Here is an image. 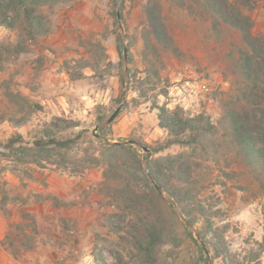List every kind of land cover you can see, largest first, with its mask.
I'll list each match as a JSON object with an SVG mask.
<instances>
[{
    "label": "rangeland",
    "instance_id": "obj_1",
    "mask_svg": "<svg viewBox=\"0 0 264 264\" xmlns=\"http://www.w3.org/2000/svg\"><path fill=\"white\" fill-rule=\"evenodd\" d=\"M232 1L225 0L227 12L248 23L251 37L257 40V54L264 60V0H255L251 9H237ZM146 3L73 0L39 8L48 32L33 41L25 37L20 24L12 29L0 26V264H145L135 244L145 245L138 215L120 199L116 188L122 190L124 183L117 181L114 168L109 178H104L108 169L100 155L104 142L127 144L134 140L156 148L174 139L163 129L166 135L162 140L145 142L140 135L145 132L136 126L130 133L113 135L119 115H127L144 102L156 116L158 107L169 113L179 109L183 117H209L218 129L214 137L217 155L171 144L147 156V160L159 162L164 171L160 181L176 192L184 184L167 169L170 161L166 159L174 160L176 166L181 159L191 165L189 177L196 189L192 205L204 211L189 224L180 206L161 193L164 204L159 206V221L167 241L156 247L155 264H203L201 255L210 259L212 246L222 245L219 256L208 264H264V174L249 168L219 138L220 119L224 109L236 106L232 104L234 90L241 82L230 56L236 46L247 47L237 31L218 20L222 34L216 40L212 19L196 14L194 7L187 10L164 4V21L178 51L162 52L160 62L152 66L148 47L155 43L144 15ZM124 47L127 63L123 61ZM106 51H116L114 62L108 60ZM214 74L226 82L223 89L201 88L197 98L188 97L184 103L181 92L176 94L185 81H209ZM263 74L257 80L262 88ZM208 97L217 100L216 116L205 111L203 101ZM120 104L116 117L105 124ZM145 123L150 127L151 120ZM17 135L21 140L8 147L7 139ZM74 138L68 148L45 143ZM36 141H44L46 146L37 147ZM132 146L145 153L140 146ZM151 168L158 171L154 163ZM125 169L132 190L151 197L150 189L155 187L148 170L130 165ZM45 172L63 177L60 182L65 196L46 195L44 199L60 210L57 223L68 232L46 263L38 259L41 251L33 244L32 235L22 230L26 227L36 234L30 217L21 213L26 224L15 227L14 234L6 231L7 205L21 204L25 181H39ZM75 188L78 198L73 195ZM181 205L191 208L184 202ZM214 232L220 239L214 238Z\"/></svg>",
    "mask_w": 264,
    "mask_h": 264
},
{
    "label": "trees",
    "instance_id": "obj_2",
    "mask_svg": "<svg viewBox=\"0 0 264 264\" xmlns=\"http://www.w3.org/2000/svg\"><path fill=\"white\" fill-rule=\"evenodd\" d=\"M70 1L73 0H0V26L12 29L15 25L20 24L25 37L33 41L48 32V28L38 13V9ZM232 3L237 9H242L244 6L251 9L255 0H233ZM164 4L187 10L190 7H194L197 10L196 14H207L212 19L213 25L211 29L216 32V40L220 38L219 34H222L217 29L218 23L216 22L218 21L228 25L240 34L247 49H240L236 46L235 54L231 53L232 56L230 57L234 60L233 66L236 67L237 73L241 77V82L236 85L234 90L232 104L236 106L224 109L220 119L222 133L219 138L220 141H224L226 147L232 148L237 155H240L249 168L264 174V88L257 83L258 75L264 72V60L260 59L257 54L255 47L257 40L251 37L248 23L244 24L238 18L230 17L225 0H147L144 7V15L148 24L149 35L155 43V45L148 47V51L152 56L149 62H151L152 66L155 61L160 62L162 52L175 54L178 51L172 42V37L164 21ZM245 20L248 21V18H245ZM6 52L9 51L6 49ZM118 54H121L119 48ZM257 98L260 100H257ZM157 110L159 127L165 129L174 139H169L156 148L137 141L138 146L147 148V151L143 154L136 151L130 144H110L108 142L101 144L100 151L102 161L108 169L104 174V178H109L108 173L114 168L117 181L124 183L122 190L116 188V191L119 192L120 199L125 204V207L134 210L140 220L145 245H141L138 242L135 244L142 251L145 264H155L156 247L167 241L161 221H159L161 215L159 206L164 204L161 193L168 194L172 198V204L180 206L182 216L189 224L195 223V220H198L204 214V211L196 210L197 207L192 205L194 198H196V192L194 191L196 189L195 181L189 177L191 165L185 164L181 159L180 164L176 166L173 163L174 160L166 159L170 161L167 169L171 170L176 179L184 184V187L176 192L167 183L160 181L161 177L159 176L164 171L161 170L159 162H151L147 160V156L156 154L171 144H177L181 147H192L193 151L198 150L205 155H217L219 153L215 145L216 140L214 139L218 135V129L216 125L210 122L209 117L204 115H198L194 118L183 117L179 109L171 113L166 111L164 107H158ZM76 138H79V134ZM19 140H21V137L17 135L7 139L6 144L11 147ZM74 141L75 138L66 141L49 139L45 143L47 146L66 148L68 145H73ZM45 143L44 141H36L34 145L45 147ZM94 160L98 161L97 159ZM151 163H154L158 171L151 168ZM127 165L141 170L145 167L159 191L151 188V197L135 193L129 182H127L130 180L128 178L129 172L125 169ZM183 202L187 206L191 205V208L187 210L181 205ZM205 224L207 228L210 227L208 215L205 217ZM199 234L200 238L205 240L203 235ZM213 236L220 239L216 232H214ZM190 237L192 238L191 234ZM192 240L194 239L192 238ZM205 242L209 244L207 241ZM222 246H212L214 255L210 259L201 255L203 264H208L209 260L212 261L217 258L219 249L223 248Z\"/></svg>",
    "mask_w": 264,
    "mask_h": 264
},
{
    "label": "crops",
    "instance_id": "obj_3",
    "mask_svg": "<svg viewBox=\"0 0 264 264\" xmlns=\"http://www.w3.org/2000/svg\"><path fill=\"white\" fill-rule=\"evenodd\" d=\"M106 54L109 61H115L116 51H106ZM212 78L213 79L209 81L201 80L200 83L196 81H185L184 85L177 89L176 94L181 92L182 97L180 100L184 103L188 97L197 98L198 90H201L203 87L206 90H221L226 86V82L217 74H214ZM183 90L187 94H183ZM216 102V98H205L203 101L205 111L209 112V114L212 112L213 115L216 116ZM147 104V102H144L137 105L133 111L127 112V115H122L121 113L117 123L118 127L114 128L115 126H113L112 128L113 135L130 133L133 130L132 127L136 126L140 128L142 132H145L143 135L140 134L145 142L162 140L166 133L158 126L155 110L150 109ZM147 119L151 120L150 127L145 123ZM139 124H143L142 127L139 126ZM42 176L45 180H42L44 179ZM42 176L39 181H25L27 182V186L20 195L24 198L21 204L16 203L12 205V203H9L7 205L8 219L6 231L8 234H10V232L14 234L17 232L15 227H20V225L24 226L26 224L27 220L21 218V213L30 217V221L35 222L34 225L36 229L34 230L36 234L34 232L32 233L33 229L29 230L24 227L22 230L32 235L33 244L41 251L38 259L46 263V261H49L48 259L53 257V252L59 248L61 240L66 237L68 232L57 223L59 218L58 212H60V210L44 199L46 195H52L55 198H62L65 196V188H63V184L60 182L63 177H56L55 174L47 176L46 172ZM75 182H78V178ZM46 184L48 186H45ZM77 191V188H75L73 195L76 196V198H78L76 195ZM58 257L56 256V258Z\"/></svg>",
    "mask_w": 264,
    "mask_h": 264
},
{
    "label": "water",
    "instance_id": "obj_4",
    "mask_svg": "<svg viewBox=\"0 0 264 264\" xmlns=\"http://www.w3.org/2000/svg\"><path fill=\"white\" fill-rule=\"evenodd\" d=\"M116 17H117L118 20L120 19V15H119L118 12H116ZM123 61H124V63H127V50H126L125 47L123 48ZM121 106H122V104L118 105V106L114 109V111L111 113V115L106 119L105 124L108 125V124H110V123L112 122V120L116 117V115H117L118 112L120 111ZM126 143H127V144H130V145H137V143H136L134 140H128ZM141 149H142L143 151H145V152L147 151V148H146V147H141ZM154 187H155V189H156L157 191H159V188H158L155 184H154Z\"/></svg>",
    "mask_w": 264,
    "mask_h": 264
},
{
    "label": "built area",
    "instance_id": "obj_5",
    "mask_svg": "<svg viewBox=\"0 0 264 264\" xmlns=\"http://www.w3.org/2000/svg\"><path fill=\"white\" fill-rule=\"evenodd\" d=\"M202 89L206 90L204 87Z\"/></svg>",
    "mask_w": 264,
    "mask_h": 264
}]
</instances>
